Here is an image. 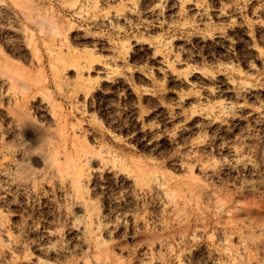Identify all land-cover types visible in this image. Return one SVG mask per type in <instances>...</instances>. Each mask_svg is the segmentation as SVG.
<instances>
[{"label":"rangeland","instance_id":"374dc122","mask_svg":"<svg viewBox=\"0 0 264 264\" xmlns=\"http://www.w3.org/2000/svg\"><path fill=\"white\" fill-rule=\"evenodd\" d=\"M0 264H264V0H0Z\"/></svg>","mask_w":264,"mask_h":264},{"label":"bare ground","instance_id":"6f19581e","mask_svg":"<svg viewBox=\"0 0 264 264\" xmlns=\"http://www.w3.org/2000/svg\"><path fill=\"white\" fill-rule=\"evenodd\" d=\"M214 110V109H213ZM29 124V122H26ZM31 124V123H30ZM76 168V181L80 184L81 180H82V176H83V170L81 171L82 167L79 166V168ZM75 178V177H74Z\"/></svg>","mask_w":264,"mask_h":264}]
</instances>
